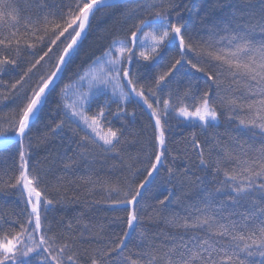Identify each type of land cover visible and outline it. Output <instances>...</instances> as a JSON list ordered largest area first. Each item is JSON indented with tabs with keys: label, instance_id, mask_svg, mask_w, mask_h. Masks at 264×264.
I'll return each instance as SVG.
<instances>
[{
	"label": "snow or ice",
	"instance_id": "1",
	"mask_svg": "<svg viewBox=\"0 0 264 264\" xmlns=\"http://www.w3.org/2000/svg\"><path fill=\"white\" fill-rule=\"evenodd\" d=\"M117 6L0 0V99L13 105L0 114V145L18 153L0 176L4 195L17 194L0 211V264H264V0L222 5L231 11L204 34L189 32L183 0H143L122 13L123 35L57 91L97 13ZM53 93L60 119L33 144ZM130 103L148 117L139 132L128 128ZM173 121L191 129L183 149L169 148ZM66 128L62 174L33 164V150ZM117 158L119 174L105 171ZM165 166L173 190L161 197L149 189ZM77 180L126 213L121 232L84 213L50 215Z\"/></svg>",
	"mask_w": 264,
	"mask_h": 264
},
{
	"label": "trees",
	"instance_id": "2",
	"mask_svg": "<svg viewBox=\"0 0 264 264\" xmlns=\"http://www.w3.org/2000/svg\"><path fill=\"white\" fill-rule=\"evenodd\" d=\"M140 3H143V0H127L124 3L118 4L116 8L105 9L102 12L97 13L98 20L93 23V27L89 31L87 39L83 41L79 56L76 57L73 63L68 66L63 73L64 79L58 85L57 91H59L60 86L67 82L70 75H74L77 71L87 67L89 58L93 56V54L100 55L104 48H106L111 42L114 35H123L122 27L124 26V17L122 13L127 12L129 9L136 8L137 4ZM238 3H240V0H220L219 3L217 0H183V4L187 5V10H184L182 14L189 32H199L200 34H204L214 23L231 11L230 8L223 7L222 5ZM177 11H181V9H177ZM56 55H58V52L52 57V65L55 64ZM46 67L48 66L46 65ZM203 83V79H201V87H203ZM55 98V93H53L50 97L49 105L39 113L40 119L36 122L31 134L33 144H36L39 133L46 130L44 128L46 123L60 119V117L53 112ZM3 105H10V101H4ZM114 108L115 106H113V109ZM128 111L135 113L134 116L127 117V120L130 122L128 125L129 130L139 132L144 128V125L148 121L147 115L142 112L141 108L135 103L128 104ZM109 119L113 120V123L116 126H120L121 122L116 118L109 116ZM172 124L173 127L170 131L169 148L183 149L184 137L191 131V129L185 127L183 124L177 126L175 121H173ZM218 130L223 131V126ZM69 135H71V133H69L66 128L63 135L50 136L46 143L41 144L38 148L33 150L31 162L36 164L39 161L41 162V167L52 168L57 175H61L62 173L59 171L61 167L59 156L64 151L65 145L67 144V137ZM135 151L136 148L134 147L129 149V152L133 155L135 154ZM176 154L177 153L175 152L172 153V155ZM14 156L18 157L15 145L0 148V176H3L5 180L7 179V176L3 175L4 171L9 169L14 163ZM168 162H171V156H169ZM113 164L117 166L115 174L118 175L120 165L119 158L116 160L109 159L107 165H105V171H107L108 167ZM176 165L181 171L185 168V162L182 159H177ZM166 166L161 169L160 175L155 178L153 185L149 189L150 192L161 195V197L162 195H167L170 190H173L172 186L166 185L163 182V178L166 176ZM137 167L143 172L142 165H137ZM80 174H83V169H81V172L78 175ZM143 174L146 175V173ZM140 178L142 179L143 176ZM71 179L75 180L76 178L72 177ZM189 179L194 181L195 177L189 176ZM209 179H211V177H209ZM189 190L195 192V185L192 184L184 188L177 186L174 189L175 196H181L183 192ZM67 194L69 200L62 206L58 205L56 210L53 213H50V215L55 216L57 220L64 217L65 221H67L80 213H84L86 222L91 221L94 225H103L109 231L112 229H115L117 232L122 231L124 223L116 220V217H124V221L126 222V213L119 210L114 211L106 203H96L98 200H103L105 195L103 192L90 190L89 187L79 184V181L77 180ZM53 195L55 194L53 193ZM75 196H79V200H75ZM16 198V193L4 195V190L2 189V186H0V211L9 210ZM161 227L163 226L161 225Z\"/></svg>",
	"mask_w": 264,
	"mask_h": 264
},
{
	"label": "rangeland",
	"instance_id": "3",
	"mask_svg": "<svg viewBox=\"0 0 264 264\" xmlns=\"http://www.w3.org/2000/svg\"><path fill=\"white\" fill-rule=\"evenodd\" d=\"M4 100H0V114L7 112L13 105L12 102L10 101V105L4 106L3 105Z\"/></svg>",
	"mask_w": 264,
	"mask_h": 264
},
{
	"label": "water",
	"instance_id": "4",
	"mask_svg": "<svg viewBox=\"0 0 264 264\" xmlns=\"http://www.w3.org/2000/svg\"><path fill=\"white\" fill-rule=\"evenodd\" d=\"M125 1H127V0H118V4L124 3ZM1 147H5V146L4 145H0V148Z\"/></svg>",
	"mask_w": 264,
	"mask_h": 264
}]
</instances>
